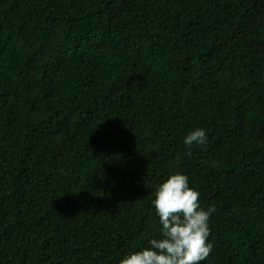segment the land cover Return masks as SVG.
I'll return each instance as SVG.
<instances>
[{
	"label": "trees",
	"instance_id": "obj_1",
	"mask_svg": "<svg viewBox=\"0 0 264 264\" xmlns=\"http://www.w3.org/2000/svg\"><path fill=\"white\" fill-rule=\"evenodd\" d=\"M175 173L264 264V0H0V264H119Z\"/></svg>",
	"mask_w": 264,
	"mask_h": 264
},
{
	"label": "clouds",
	"instance_id": "obj_2",
	"mask_svg": "<svg viewBox=\"0 0 264 264\" xmlns=\"http://www.w3.org/2000/svg\"><path fill=\"white\" fill-rule=\"evenodd\" d=\"M206 142V130L199 128L183 141L189 148ZM199 197L200 193L189 187L186 175L171 174L154 194L153 206L162 226L160 238L151 239L147 248L127 254L119 264H201L206 260L213 250L208 238L215 208H202Z\"/></svg>",
	"mask_w": 264,
	"mask_h": 264
}]
</instances>
